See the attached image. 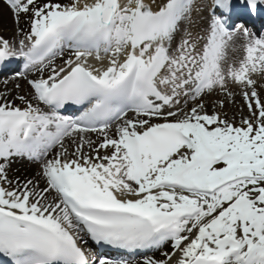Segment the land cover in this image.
I'll return each mask as SVG.
<instances>
[{"label": "snow or ice", "instance_id": "1", "mask_svg": "<svg viewBox=\"0 0 264 264\" xmlns=\"http://www.w3.org/2000/svg\"><path fill=\"white\" fill-rule=\"evenodd\" d=\"M0 264H264V0H0Z\"/></svg>", "mask_w": 264, "mask_h": 264}, {"label": "bare ground", "instance_id": "2", "mask_svg": "<svg viewBox=\"0 0 264 264\" xmlns=\"http://www.w3.org/2000/svg\"><path fill=\"white\" fill-rule=\"evenodd\" d=\"M22 171H23V169H22Z\"/></svg>", "mask_w": 264, "mask_h": 264}]
</instances>
